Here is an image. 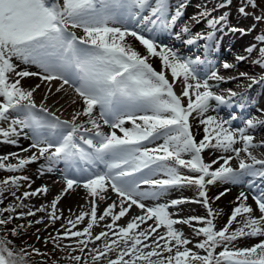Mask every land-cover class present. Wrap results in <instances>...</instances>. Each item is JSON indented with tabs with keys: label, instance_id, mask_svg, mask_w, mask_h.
Listing matches in <instances>:
<instances>
[{
	"label": "snow or ice",
	"instance_id": "obj_1",
	"mask_svg": "<svg viewBox=\"0 0 264 264\" xmlns=\"http://www.w3.org/2000/svg\"><path fill=\"white\" fill-rule=\"evenodd\" d=\"M247 3L256 7V0ZM230 5L223 0L215 9L203 6L191 19L204 20L210 31L193 35L185 25L175 39L186 46L204 41L207 51L228 15L212 12ZM184 7L169 16V0H0V145L19 148L0 154V171L20 173L39 163L41 175L57 172L63 182L50 202L30 207L25 201L46 197L47 185L32 189L31 177L20 174L0 179V264H30L33 256L44 258L40 264H59L57 252L67 253L71 264H264V190L254 191L256 181H264V159L252 152L264 147V140L254 142L251 134L264 119L208 114L218 113L221 105L232 107L238 93L214 91L228 80L215 69L201 76L200 66L210 63L206 58L183 56L153 38L151 33L171 31ZM230 31L246 34L236 27ZM254 39L258 43L245 51L257 52L261 58L254 63L260 65L264 35ZM150 58L159 60V70ZM25 78L40 83L26 88ZM52 81H60L56 93L67 86L78 97L71 103L81 108L71 119L36 103L42 85H49L43 100L49 98ZM236 120L242 126L234 127ZM21 139L29 141L27 147L20 146ZM22 182L29 190L17 195L13 189ZM217 184L248 189L235 197L222 224L223 210L214 205L230 188L210 196L209 187ZM185 188H195L196 198L164 199ZM75 190L85 192L81 210L60 208ZM186 203L200 204L205 215L184 217ZM40 213L46 214L45 229L54 231L36 241L51 243V253L23 241L25 229L44 223L45 216L15 224Z\"/></svg>",
	"mask_w": 264,
	"mask_h": 264
},
{
	"label": "bare ground",
	"instance_id": "obj_2",
	"mask_svg": "<svg viewBox=\"0 0 264 264\" xmlns=\"http://www.w3.org/2000/svg\"><path fill=\"white\" fill-rule=\"evenodd\" d=\"M151 2V1H150ZM169 2H171L169 4V16H171L173 14V12L181 5H186V7L183 8L182 10V16L178 19V22L176 24V26L169 32H160L157 35L156 39L160 40L161 44H167L169 46H172L176 43H178V41L174 38V32H178L181 30L182 26L187 25L190 30L191 33L194 35L196 33L199 32H203V33H207L208 31H210V29L206 26V24H202V23H195L194 20H192L191 18L194 16L193 12L198 10L197 12H200L203 6H207L208 9H215L216 6L220 3L223 2V0H169ZM195 3V4H194ZM187 11V13H186ZM218 13L219 15L227 12L228 15L226 17V20L224 23L227 24V26H230L231 28L236 26L237 23L234 22H240V21H247L248 23V31H253L252 27L255 26L254 24L251 23V21L249 20L248 17H245L244 14H241L240 12H236L231 10V8L227 7V8H221L218 11H213L212 14ZM196 13V12H195ZM144 14H147L146 12ZM184 23L182 26L177 27L180 23ZM221 26H217V28L219 29ZM170 33V37L168 36ZM159 37V38H158ZM182 38H186V37H182ZM182 43V42H181ZM204 41H198L197 45L195 46H186L185 44H183V49H181L179 51V53L185 52L186 49H194L196 52H199V48H202ZM211 47L205 51L203 50V53H205L207 56V58H209V56L214 57L217 59V61L219 62H227L229 64L234 65L233 68L225 70L223 69L221 64L219 66V68L217 69L218 74L223 76L226 80H228L227 83H221V84H226L227 86H231L232 84H236L237 81L241 80V81H247V80H253V79H249V77H252L255 79V77H257L256 75L259 74V71L261 70V64L257 65L254 63L255 60L259 59L258 57H260L259 54H256L254 52L252 53H247L245 50L248 46H250L253 43H258L257 40H255L254 38H250V35H246V34H238L236 32H231V31H227L226 29L223 30H217L215 33V36L213 38L212 41L208 42ZM251 43V44H250ZM143 50V49H142ZM145 51V50H144ZM244 55L246 57H250L253 56V59L250 62H246L243 61H238L237 57ZM155 63H158L159 60L156 59H152ZM217 63V62H216ZM159 65V64H158ZM214 65H210L208 68H206L205 70H211L213 69ZM24 66V65H23ZM205 70H201V76L204 75ZM226 73H228L229 78H226L228 75H226ZM239 73H245V76H239ZM226 76V77H225ZM261 78L256 79L255 82L250 81L249 83H243V84H239V87H243L245 86V88L243 89V91L241 92L242 96L247 98L249 95V92L254 89L253 91H259V95L257 96V101L260 100L261 97L264 96V73L262 75H260ZM232 77H238L237 79H231ZM32 81H34L33 78H27L24 79L22 81L23 85L27 88L30 87L32 84ZM59 81H55L54 84H58ZM35 84V83H34ZM262 85V87L260 88V86ZM43 86V85H42ZM59 87V85H51V88H56ZM251 89V90H250ZM48 90V89H47ZM66 93H56V94H60V96L57 98L55 96H51V94L49 95V99L47 100L46 105L48 107H50L53 111H56L58 113H60L61 115H66L67 112L70 110V107L72 105L71 101L73 99H75V93L74 91L71 90H64ZM218 94H220L219 91H217ZM45 94V93H44ZM255 95L256 93L247 98L245 101L247 102H251V101H255ZM258 103V102H256ZM222 110V106L219 107L218 114L219 116L228 119V111H224L223 115H220V111ZM208 114H211V112H209ZM259 118V119H264L259 117V115L255 114V113H247L245 112V114L242 116V118ZM237 122H241V120H236L233 122V126H235V124ZM264 125L259 126L255 132H251V134L257 133L259 130L263 129ZM107 126H104V130L107 132ZM109 131V129H108ZM255 140L254 142H259L261 140H264V138L262 136H258L256 134H254ZM27 142V140H25V143ZM24 141L20 142V146L24 147ZM239 145V144H238ZM238 145H236L237 147H239ZM241 147V146H240ZM12 149H18V147L16 146H12ZM252 152L263 158L264 159V147L261 148H256V149H252ZM205 157L207 159V154L205 153ZM238 163V162H234ZM40 174V173H39ZM41 175V174H40ZM38 176V175H37ZM54 178L53 180H51L50 178ZM58 177H60L59 174H47L44 173L42 174L39 179L40 181L43 182L44 185L48 186L49 192L47 194L46 197L43 196H38V197H33L28 201H25L26 203L29 204V206H39L41 203H47V200L51 201V199L58 194L63 187V182H60L58 180ZM263 182L258 183V186L262 185ZM220 185V184H219ZM59 187V189H58ZM222 190L225 187L230 188V191L224 196L222 197L218 202L215 203V207L217 210H223L222 215H226L228 213H230L231 208L234 206L235 204V197L239 194V192L241 190H245L246 192L248 191V189L246 188V186L244 185H224L221 184ZM259 189H255L254 191H258ZM179 190L174 191L172 193H170L168 195V197L170 198H178L179 195ZM219 191V192H220ZM52 197H50L51 195ZM216 194H218L216 192ZM214 194V195H216ZM50 195V196H49ZM182 195V194H181ZM85 192L83 190H75V191H71L68 194H66V196L62 199V201L59 204V207L62 209H68V208H75L77 211L81 210L78 206L80 205H84L85 204ZM249 203H252L251 201V197L249 198ZM86 206V205H85ZM104 207L103 204L99 205V208L102 209ZM196 212V214L198 215H205V209L203 207H200L199 209H195V210H190L187 208L183 207V212L182 215L184 217H187L188 215H193ZM195 214V215H196ZM65 215H68L67 212H65ZM39 216H45V221L44 223H40V224H33L31 227H27L25 229L26 231V235L23 237V241L25 244L27 243H31L34 246L36 245H41V242H37L36 241V236L39 235L41 238L43 236H46L49 234V232L52 230V228H48L47 230L45 229V223H47V218H46V214L44 213H40L37 216L34 217H26L24 220H16L15 224H27L28 220H33L35 221L36 219L39 218ZM222 221V219L220 220V222ZM14 225H10V227H12ZM56 227H59V225L57 224ZM180 228L185 229L186 231H190V229L187 226L184 225H179ZM37 229H39V232H37ZM50 230V231H49ZM101 230V228L99 226H94V231L99 232ZM29 234L34 235L32 239H30V237L28 236ZM190 235V234H188ZM15 242H18L21 244L20 240H16ZM43 245V244H42Z\"/></svg>",
	"mask_w": 264,
	"mask_h": 264
},
{
	"label": "rangeland",
	"instance_id": "obj_3",
	"mask_svg": "<svg viewBox=\"0 0 264 264\" xmlns=\"http://www.w3.org/2000/svg\"><path fill=\"white\" fill-rule=\"evenodd\" d=\"M152 3H154V0H150ZM241 6H244L245 7V14H244V16L245 17H248L249 18V20L251 21V23L252 24H254L255 26H253L252 27V29H253V31H248L249 29L247 28L249 25H248V23H247V21L245 22V21H240V22H234V23H237L236 24V26H234V27H236V28H240V29H244L245 31H246V35H250V38H256V37H258V36H261V35H264V20H261V21H256L255 20V16H264V0H256V7L255 8H253L251 5H249L248 3H247V0H231V5H230V7L229 8H231V10H233V11H236V12H239L238 11V9H239V7H241ZM181 11H182V9H181ZM198 10H196V11H194L193 12V15H196L198 12H197ZM196 12V13H195ZM147 13V12H146ZM186 13H187V11H186ZM221 15V14H220ZM212 16H219V14L216 12L215 14H212ZM200 23H202V24H206V22L204 21V20H201V22ZM181 24L182 23H180L177 27H179V26H181ZM224 29H226L227 31H230V26H227V24L226 23H224ZM74 31H76L77 32V35H81L82 34V30H80V29H74ZM232 32V31H231ZM236 33H238V34H242L240 31H236ZM179 46H182L181 44H178ZM134 47H136L138 50H140L142 53L144 52V49H143V47L142 46H140L139 45V43L138 42H134ZM176 48V47H175ZM143 49V50H142ZM195 51V48L194 49H191V50H187L186 52H187V56H195V55H201L202 57L204 56V55H202L203 54V48H199V52H196V54H194L193 55V52ZM254 53H256V54H258L257 52H255L254 51ZM215 57V56H214ZM214 57H211V56H209V60L211 61V59H212V61H214V60H216V58H214ZM259 59L261 58V56L260 57H258ZM252 60V58L251 57H249L248 59H246V62H250ZM150 61L153 63V65H154V67H156L157 68V70H159L160 69V62H158V63H155L153 60H152V58H150ZM220 62V61H219ZM159 64V65H158ZM219 65L220 64H222L221 62L220 63H218ZM21 67H24L23 65H21ZM29 70H31V71H35L36 69H35V67H31ZM264 73V62H262V64H261V70L259 71V74H257L256 76L257 77H255V79L254 80H256V79H259L261 76H260V74H263ZM170 78V77H169ZM25 79H27V78H25ZM34 79V81H32V84H31V86H34L35 84H37V83H40V81L38 80V78H33ZM250 81H253V80H245V81H243V83H249ZM35 83V84H34ZM51 85H55L54 84V81H52L51 82ZM30 86V87H31ZM49 88V85H47V84H45V85H43V86H41V88L40 89H38L36 92H35V94H34V99H35V101H36V103L37 104H40L42 101L44 102V104H45V106L46 107H48L47 105H46V103H47V100L49 99H47L46 101H44L43 100V98H44V93H46ZM180 88H178L176 85H174V91H176L177 92V94H179L180 93ZM251 90V89H250ZM253 90L254 89H252L250 92H249V96L248 97H251L252 96V92H253ZM51 93H49V95H50ZM259 95V93L257 92L256 93V95H255V98H257V96ZM51 96H54L53 94L51 95ZM75 99H78V97L76 96L75 97ZM235 99V101H236V103L232 106V107H228V106H226V105H221L222 106V110L220 111V115H223L224 114V111H228V116H226V117H228V118H230L233 114H238L240 117H241V113H239V112H237L238 111V109L240 110L241 108L238 106V104L240 103V102H242L241 100H239V98L238 97H236V98H234ZM261 102V101H260ZM253 103H255V101L253 102ZM252 105H254V109H253V113H255V112H258V113H263L264 114V106H262V104L261 103H257V104H252ZM244 107H245V105H244ZM244 107H243V109H244ZM49 108V107H48ZM81 108V104L80 103H77V104H72L71 105V107H70V110L67 112V114L66 115H61V114H59V113H57V115L58 116H60V117H64V119L66 120V119H71V115H72V113L74 112V111H76V110H79ZM249 110H250V108H248ZM245 110V109H244ZM259 114L261 117H263V114ZM211 114H215V113H212L211 112ZM218 115V114H217ZM81 119H85V118H81ZM190 122H191V118H190ZM3 126H6V124H4ZM236 126H240V125H236ZM194 131L196 130L195 128L193 129ZM105 131V130H104ZM107 131H108V129H107ZM257 135H260V136H262V137H264V128L263 129H261V130H259L258 132H257ZM21 141H24V143H25V140L24 139H21ZM28 144H29V141L27 140V142L24 144V147H27L28 146ZM239 147L241 146L242 147V145H238ZM14 151H19L18 149H12V146L11 145H7V144H2V145H0V154H3V153H9V152H14ZM206 154H207V152H206ZM9 162H15V160L14 159H12V160H10ZM42 163V162H41ZM38 169H39V163H34V164H31L30 166H27L26 167V169L25 170H23V171H21L20 173H7V172H3V171H0V179H3L4 177H6V176H8V175H11V174H20V175H27V176H29V177H31V188L32 189H35V188H39V187H41V186H43L44 184H43V182L42 181H40V179H39V177L41 176L40 174H39V172H38ZM52 173H54V172H52ZM52 173H50V174H52ZM38 175V176H37ZM51 180H53L54 178H50ZM246 179H248V178H246ZM62 182V181H61ZM257 183V182H256ZM27 184H28V182H22V187H20L19 188V190H16V189H13V191H17V195H21L25 190H29L28 188H27ZM58 189H59V187H58ZM260 189H262V190H264L263 188H260ZM220 190H222V187H221V184L219 185V184H217V185H214V186H211V187H209V189H208V191H209V195L210 196H215L214 194H216V192L218 193ZM224 190V189H223ZM179 192V194L181 195V197H185L186 196V198H189V199H194V198H196V196H197V192H196V189L195 188H185V189H183V190H179L178 191ZM51 195V194H50ZM49 195V196H50ZM5 196H8V193L6 192L5 193ZM50 197H52V195L50 196ZM10 200H11V197H8V199H6L5 200V204H7V203H9L10 202ZM47 202H50L49 200H47ZM187 208V209H190L191 211L192 210H195V209H199L200 207H202L200 204H197V203H186V204H184V205H182V208ZM193 213H195L196 214V212H193ZM194 214V215H195ZM196 215H198V214H196ZM225 219H226V215L224 216V219H222V221L220 222L221 224L222 223H224V221H225ZM9 228H10V225L8 226ZM179 227V226H178ZM186 234H190V231H186L185 229H183V228H181ZM50 231V230H49ZM54 230L52 229L49 233H52ZM29 237H30V239H32L33 238V236L34 235H32V234H29L28 235ZM43 237H45V236H43ZM42 237V238H43ZM17 245H20V243H18V242H15ZM240 245H243V244H245L246 243V241H244V240H241L240 242ZM36 247H39V248H41L42 250L43 249H45L46 248V250L49 252V253H51L52 252V248H53V245L51 244V243H49L47 246H45V245H42V243H41V245H36ZM67 256V253H65V252H57L56 253V257L55 258H57V259H59V264H71V262L68 260V259H66L65 257ZM42 259H44L43 257H39V256H33L32 257V259H31V261H30V264H40V261L42 260ZM49 264H51V261H49Z\"/></svg>",
	"mask_w": 264,
	"mask_h": 264
}]
</instances>
